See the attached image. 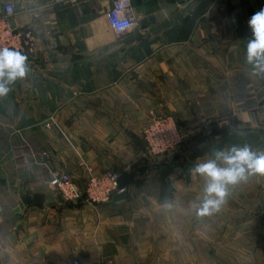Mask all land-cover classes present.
<instances>
[{"label":"crops","instance_id":"crops-1","mask_svg":"<svg viewBox=\"0 0 264 264\" xmlns=\"http://www.w3.org/2000/svg\"><path fill=\"white\" fill-rule=\"evenodd\" d=\"M46 1L0 0L37 45L25 78L0 96V264H264V175L197 216L204 178L181 165L165 173L232 133L264 136V75L245 62L248 20L264 0H131L140 23L152 20L125 34L107 21L112 0ZM44 4L30 22L26 10ZM193 14L188 39L169 41ZM155 115L184 132L177 151L146 154L142 130ZM51 169L80 187L89 171L116 170L124 190L95 205L64 201Z\"/></svg>","mask_w":264,"mask_h":264},{"label":"built area","instance_id":"built-area-1","mask_svg":"<svg viewBox=\"0 0 264 264\" xmlns=\"http://www.w3.org/2000/svg\"><path fill=\"white\" fill-rule=\"evenodd\" d=\"M74 0H47L45 4L59 6L63 3H73ZM44 5L28 8L31 21L40 19ZM16 8L12 3H5L0 10V46H8L21 49L26 54H32L37 49L36 39L31 27H19L12 22V16ZM107 21L112 30L117 34H125L138 30L140 22L137 19L131 0H112L111 7L106 13ZM31 25V23H30ZM210 120L200 119L197 130L207 132L210 127ZM145 142L146 154L151 157L172 153L179 149L185 139L173 116L160 115L152 116L142 130ZM28 146V145H27ZM31 156L38 163L46 164L49 153L44 150L30 151ZM120 173L116 170L103 172H88L84 185L78 186L72 176L59 169L50 170V184L56 189L62 200L78 203L85 202L95 205L108 202L116 192H121L124 187L119 182ZM72 264H80L77 259H72ZM95 264H114L111 259H99Z\"/></svg>","mask_w":264,"mask_h":264},{"label":"clouds","instance_id":"clouds-1","mask_svg":"<svg viewBox=\"0 0 264 264\" xmlns=\"http://www.w3.org/2000/svg\"><path fill=\"white\" fill-rule=\"evenodd\" d=\"M251 36L246 45L245 62L253 72L264 75V7L248 20ZM28 56L21 49L0 46V96H6L18 79L29 72ZM190 171L204 178L202 196L194 204L197 216L220 211L232 186L250 176L264 175V150L248 143L215 148L199 159Z\"/></svg>","mask_w":264,"mask_h":264},{"label":"trees","instance_id":"trees-1","mask_svg":"<svg viewBox=\"0 0 264 264\" xmlns=\"http://www.w3.org/2000/svg\"><path fill=\"white\" fill-rule=\"evenodd\" d=\"M196 16H197L196 14H193L187 18H184V21L180 25L181 29L174 31L176 36L174 35V33L171 35L168 34L170 39L169 41L188 39L190 31L195 25ZM147 54H149V52H147ZM234 143L235 144L248 143L252 145L254 148L264 149V136H262L257 131H251V130L245 131L241 135H236L232 133L231 135L227 136L223 142L219 144L209 147H197L196 149H193L192 153L189 156L182 158V160L173 161L170 165L168 164L166 166L165 173L171 172V170L177 167L178 165L183 166L185 169H189L194 165L193 162L197 156L202 155L205 152H210L215 148L226 147ZM119 182L120 185L122 186L123 183L121 182V177L119 179Z\"/></svg>","mask_w":264,"mask_h":264},{"label":"water","instance_id":"water-1","mask_svg":"<svg viewBox=\"0 0 264 264\" xmlns=\"http://www.w3.org/2000/svg\"><path fill=\"white\" fill-rule=\"evenodd\" d=\"M200 1H202V0H189V2H188V4H187V8H194V7H196L199 3H200ZM148 20H152V18L150 17V18H147V19H141V23L142 24H144V23H146ZM140 23V24H141Z\"/></svg>","mask_w":264,"mask_h":264},{"label":"rangeland","instance_id":"rangeland-1","mask_svg":"<svg viewBox=\"0 0 264 264\" xmlns=\"http://www.w3.org/2000/svg\"><path fill=\"white\" fill-rule=\"evenodd\" d=\"M125 39H128V37L124 38V40H125ZM201 119H202V118H201ZM199 121H200V120H199Z\"/></svg>","mask_w":264,"mask_h":264}]
</instances>
